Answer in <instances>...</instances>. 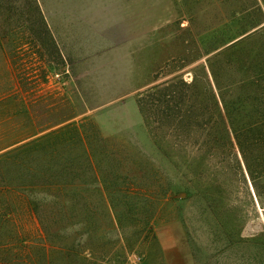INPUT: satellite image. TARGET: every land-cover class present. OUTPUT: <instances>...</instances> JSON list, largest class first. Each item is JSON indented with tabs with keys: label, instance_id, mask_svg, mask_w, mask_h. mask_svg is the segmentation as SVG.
Wrapping results in <instances>:
<instances>
[{
	"label": "rangeland",
	"instance_id": "obj_1",
	"mask_svg": "<svg viewBox=\"0 0 264 264\" xmlns=\"http://www.w3.org/2000/svg\"><path fill=\"white\" fill-rule=\"evenodd\" d=\"M72 29L88 56L56 39ZM250 35L263 49L264 0H0V264H264L236 143L159 141L138 105L203 87L208 58ZM225 62L221 86L239 83Z\"/></svg>",
	"mask_w": 264,
	"mask_h": 264
},
{
	"label": "trees",
	"instance_id": "obj_2",
	"mask_svg": "<svg viewBox=\"0 0 264 264\" xmlns=\"http://www.w3.org/2000/svg\"><path fill=\"white\" fill-rule=\"evenodd\" d=\"M256 36L250 35L208 58L210 80L203 87L196 81L187 84L173 79L144 92L138 105L146 126L159 141L171 137L178 145L184 137L194 138L202 131L206 133L207 143L216 136L231 147L236 143L241 159L238 161L261 199L264 197L260 191V183L264 182V48L258 49L263 45L255 42ZM249 42L255 49L245 48ZM223 57L230 61L225 62V69L227 64L240 67L243 79L239 83L221 86V67L217 62ZM200 102L202 107L198 109L195 106ZM258 146L262 151L256 150Z\"/></svg>",
	"mask_w": 264,
	"mask_h": 264
},
{
	"label": "crops",
	"instance_id": "obj_3",
	"mask_svg": "<svg viewBox=\"0 0 264 264\" xmlns=\"http://www.w3.org/2000/svg\"><path fill=\"white\" fill-rule=\"evenodd\" d=\"M112 1V0H111ZM116 1V0H115ZM67 30V29H66ZM70 32V31H69ZM77 33V31L75 29H72V32L71 33H68V32H56V39L58 41H61V43H64L65 39L66 40H70L71 42V46L70 47H67L66 49V52H67V55H69L70 57H72L73 59L75 58H78L79 56H85L87 55L88 56V53H83V50L79 47H75V42H76V37H75V34ZM68 35V36H67ZM100 35V34H99ZM99 54H102L103 53V48H104V37L103 35L101 34L99 36ZM118 47V46H117ZM116 47V50H119L120 47L117 48ZM62 55L65 57V52L64 50L62 49ZM13 147H15V144H13L12 146H5L3 147L2 149H0V154H3V153H6L8 150L12 149Z\"/></svg>",
	"mask_w": 264,
	"mask_h": 264
}]
</instances>
